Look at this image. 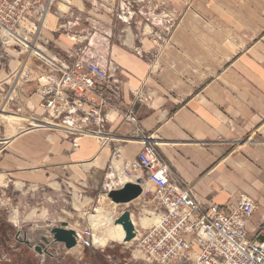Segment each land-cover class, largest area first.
I'll return each instance as SVG.
<instances>
[{"label":"crops","instance_id":"crops-1","mask_svg":"<svg viewBox=\"0 0 264 264\" xmlns=\"http://www.w3.org/2000/svg\"><path fill=\"white\" fill-rule=\"evenodd\" d=\"M37 1L41 6L46 4V0ZM91 1L54 0L39 27L35 45L46 57L70 67L86 64L92 59L112 70L130 87H138L147 76V64L132 54L130 47L141 44L147 49L150 42L140 36V31L138 37L130 39L128 25L112 12L117 10L112 0H95V4ZM208 2H215L219 10L231 11L232 14L218 12L221 17L218 22L222 24L225 20L224 25L234 28L241 46L225 42L223 34L210 36L206 31L202 33L207 39L203 42L206 44L195 45L192 37L190 39L193 34L189 28L191 24L183 20L173 40L186 56L181 57L175 48L164 55L163 59L173 65V69L167 68L150 78L151 86H144L147 98L137 107V116L143 132L158 140L161 159L170 166L175 178L192 188L199 202L226 207L234 204L241 195L253 198L257 207L246 229L248 234L249 231L256 233L258 229L261 235V230L264 232V0ZM215 5H206L204 9L208 17L217 20L211 10ZM211 50H217L218 59ZM6 52L16 58L7 63L0 62V97L3 96L1 90L10 87L2 85L13 81V73L20 64L18 55L9 50ZM198 66L201 71L193 72ZM28 68L31 80L17 88L12 94L13 100L5 106L14 111L21 106L31 117L41 116L43 111L37 91L54 81L56 75L33 58L28 60ZM204 69L214 74L205 75ZM125 94L128 97V91ZM0 116L6 117L3 113ZM106 129L114 134V142L105 144L97 138L99 146L97 140L87 136L79 140L80 149L72 154H67L69 143L59 135H52L51 142L34 134L25 135L11 148L10 158L18 160L16 163L20 167L9 165H17V173L25 175L22 178L29 179L28 175H32L48 187L57 177L60 179L57 187L62 188L63 182L68 180L77 189L81 185L97 191L105 175L116 181L123 171L129 172V164L136 160L142 149L139 140H127L129 127L120 123L119 118L113 124H107ZM254 138L259 141L250 143ZM243 139L247 140L237 147L227 144ZM113 149L119 150L120 158H111ZM36 166H41V175L29 170ZM134 173L135 178L142 179L144 191L128 205L136 206V211L130 213L134 227L139 231L146 225L137 221L150 208L146 204L147 190L154 191L155 188L145 179L143 171ZM131 181L135 180H122L111 190ZM153 216L156 218V214ZM132 241L123 245H130ZM113 243L119 242L108 241L106 244L112 246Z\"/></svg>","mask_w":264,"mask_h":264},{"label":"built area","instance_id":"built-area-1","mask_svg":"<svg viewBox=\"0 0 264 264\" xmlns=\"http://www.w3.org/2000/svg\"><path fill=\"white\" fill-rule=\"evenodd\" d=\"M53 1L46 0L41 6L37 0H0V62L9 56L7 50L22 57L13 78L14 86L5 94L1 90L0 110L13 100L17 83L30 79L28 60L37 56L56 75L54 81L37 91L43 114L32 117L38 123L55 125L79 136L94 134L106 144L114 142V134L106 125L119 118L120 123L129 127L127 140L140 141L142 149L129 164V172L123 171L107 189L110 191L113 185H120L128 178L141 185L142 179L135 178L137 170L143 171L145 179L154 186L155 195L146 204L158 220L152 226L143 227L141 234L135 229V238L139 234L137 248L144 261L174 264L175 260L186 259L189 252L195 251L197 264H264V239H250L246 229L256 210L255 201L240 196L226 207L204 204L197 200L192 188L175 178L170 166L161 159L158 140L146 135L139 124L137 107L147 98L144 86L130 87L112 70L92 59L70 67L38 50L35 39ZM15 111L21 113L22 108ZM111 158H120L119 150L113 149ZM122 212L115 214L114 219ZM74 231L76 248L97 249L93 223L83 231Z\"/></svg>","mask_w":264,"mask_h":264},{"label":"rangeland","instance_id":"rangeland-1","mask_svg":"<svg viewBox=\"0 0 264 264\" xmlns=\"http://www.w3.org/2000/svg\"><path fill=\"white\" fill-rule=\"evenodd\" d=\"M98 1L105 2L106 0ZM91 2L96 3L95 0ZM112 3L116 4L117 7V10H112L115 17L128 25L130 39L138 37V31H140V36L147 38L150 42V47L147 49H143L141 44L131 45L130 47L131 53L147 64V76L139 82L138 86H151L149 83L150 78L161 74L167 68L173 69V65L170 66L163 59L164 55L168 54L172 48L177 49L180 56L185 58L184 51L182 52L173 40L175 31L181 26L183 20H188L189 24H191L189 28L193 34L190 39L192 37L195 45L202 47L206 44L203 42L207 41V39H204L202 34L203 31H206L210 36L217 33L223 34L225 42L234 44L237 47L241 46L240 39L236 36L234 28L228 24L224 25L225 20L222 21L223 25L218 22L221 21L218 12L223 14L224 11L225 14H232L231 11L219 10V6L215 5V2H208V0H112ZM206 5H215L211 10L216 15L215 18L217 20L207 16ZM222 17L224 18V15ZM139 18L143 19L139 21ZM9 51L11 54H16L13 50ZM214 51L211 50L217 57L218 52L217 50ZM15 58L10 55L3 63L15 60ZM18 58L19 60L17 61L20 62L22 57L18 55ZM32 58L35 62L42 64L37 56L34 55ZM199 67L195 68L193 72L201 71L199 69L202 68ZM203 72L205 75L214 74L208 69H204ZM13 74L15 76V72ZM201 75L198 74L201 78L205 77ZM30 80L31 74L30 79L23 82L20 81L17 88H20L25 82ZM14 84L13 80L8 85L2 86H14ZM9 88L4 89L3 94ZM0 98L3 100L2 96ZM17 108L22 107L19 106ZM0 113L6 116L4 118L0 116V264H150L144 261L142 254L137 248L139 234L143 232L142 228L138 231V237L130 245H123L120 242L113 243V247L106 244L101 249L74 247L71 250H66L63 245L56 244L55 246H45L46 252L44 251L41 254L26 245L25 240L37 245L40 243L42 236H47L51 239L49 237L50 229L59 227L62 221H66L79 231H83L88 224L92 225L93 222H90L89 218L96 207H104L109 214L115 217V214L121 210L136 211V206L134 204L114 206L111 201H108V204L105 200H101V196L106 195L108 191L107 186H111V183L115 182V179H109L106 175L103 177L102 184L97 191L88 189L86 186L81 187V185L77 189L72 187L73 185L68 180L63 182L62 188L57 187V183L60 181L57 177L55 180H51L50 187L41 183V180L33 178L32 175H28L29 179L22 178L25 175L17 173L19 165L16 162L18 160L15 161L10 158L12 156L11 152H13L11 149L12 145L17 139L25 135L34 134L47 142H51L52 135H59L61 139H65L69 143L67 154H72L80 149L79 140L87 138V136L93 137L95 141L97 140V144L101 146L97 139L98 136L94 134H81L79 136V134L67 132L65 129L55 125L40 124L23 108L22 113H17L14 108L5 107ZM35 117L40 116L35 115ZM8 119L12 122L10 121L9 123ZM246 140H233L227 144L237 147L245 143ZM256 141L259 140L254 138L250 143H255ZM9 164H17L18 166ZM29 170L32 174L41 175V166L32 167ZM106 171L105 173H107ZM84 173L88 174L90 171H85ZM155 192V190L151 191L148 189L146 193L147 200L152 199ZM248 198L253 200V198ZM258 209L260 210L261 208ZM141 215V218L151 217L152 219L149 223L153 222L155 224L158 220V218L150 214L149 210ZM105 217L107 216L102 214L100 218L105 220ZM137 217H140V215ZM149 223L146 226H150ZM257 231L256 233L249 231L248 237L250 239H264V232L261 230L262 233L260 235V231L258 229ZM113 255L114 258L112 257ZM174 264H197L196 252H189V257L177 259Z\"/></svg>","mask_w":264,"mask_h":264},{"label":"water","instance_id":"water-1","mask_svg":"<svg viewBox=\"0 0 264 264\" xmlns=\"http://www.w3.org/2000/svg\"><path fill=\"white\" fill-rule=\"evenodd\" d=\"M143 193L142 186L139 182H126L119 189H113L107 192L106 196L113 203L118 205L128 204L141 196ZM116 225H120L124 231L123 242H131L136 237V230L131 220V213L125 210L114 221ZM50 238L42 236L40 243L33 245L28 240L24 242L29 248H33L34 251L39 254L43 253L45 246H55L61 244L66 250H71L76 246L75 231L69 228V224L66 221L60 222L59 227H53L50 229Z\"/></svg>","mask_w":264,"mask_h":264},{"label":"bare ground","instance_id":"bare-ground-1","mask_svg":"<svg viewBox=\"0 0 264 264\" xmlns=\"http://www.w3.org/2000/svg\"><path fill=\"white\" fill-rule=\"evenodd\" d=\"M18 84L19 82L17 83V87H18ZM143 186H144V183H143ZM101 200H105L108 204H109L108 201H111L105 195L101 196ZM111 203L115 204L112 201ZM115 205H118V204H115ZM96 208L93 209V213L92 215H90V219H92L93 225L95 227V232H94V237H93L95 246L101 249L106 245L108 241L119 242V243L121 242L122 244L129 243V242H126V243L123 242L124 231L120 225H116L114 223L115 221L114 216H112V214H109L108 211H106L104 207H99L97 209ZM102 214L104 216H107L108 218L105 217V220L101 219L100 217ZM151 219H152L151 217L150 218H139L137 223L141 225H146V224L148 225ZM137 223L135 225H137Z\"/></svg>","mask_w":264,"mask_h":264},{"label":"trees","instance_id":"trees-1","mask_svg":"<svg viewBox=\"0 0 264 264\" xmlns=\"http://www.w3.org/2000/svg\"><path fill=\"white\" fill-rule=\"evenodd\" d=\"M112 257L114 258V255Z\"/></svg>","mask_w":264,"mask_h":264}]
</instances>
